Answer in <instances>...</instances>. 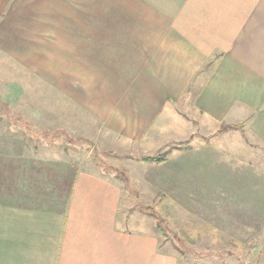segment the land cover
Returning a JSON list of instances; mask_svg holds the SVG:
<instances>
[{"label": "crops", "instance_id": "obj_1", "mask_svg": "<svg viewBox=\"0 0 264 264\" xmlns=\"http://www.w3.org/2000/svg\"><path fill=\"white\" fill-rule=\"evenodd\" d=\"M90 1L107 9L97 11L88 26L76 24L61 34L63 52L86 45L97 50V37L109 36L101 43L104 51L114 49L112 57L104 52L111 75L127 72L143 93L139 100H150L135 112L148 113L156 105L152 115L186 138L192 134L186 168L174 150L169 163L193 174L202 196H234V204L223 207L225 218L258 228L264 219V168L258 167L264 155V0ZM62 2L70 1L0 0V47L12 52L16 37L43 26L52 6ZM136 34L142 40L152 36V50L132 39L139 45L127 55ZM187 100L192 111L184 106ZM12 115L0 109V264H176L155 237L117 217L120 189L114 180L77 166L66 170L64 160L50 164L36 157V143L19 134ZM139 123L145 134L149 124ZM179 131L167 141L185 139ZM195 147H202L201 156ZM238 152L249 165L244 171L226 166L236 163L228 154Z\"/></svg>", "mask_w": 264, "mask_h": 264}, {"label": "rangeland", "instance_id": "obj_2", "mask_svg": "<svg viewBox=\"0 0 264 264\" xmlns=\"http://www.w3.org/2000/svg\"><path fill=\"white\" fill-rule=\"evenodd\" d=\"M69 1L52 6L55 9L43 26L17 36L12 52L0 47V109L14 113L10 122L18 125L25 139L36 143L34 155L50 164L64 160L66 170L77 166L114 180L120 189L117 217H125V226L131 230L155 237L159 250L173 256L176 264H264V219H259L258 228H241L234 217L225 218L229 212L223 207L227 203L231 207L234 196H202L192 183L193 174L190 177L191 173L169 163L175 153L186 168V142H192V134L186 138L184 132L159 120L160 115H152L156 105L148 113L135 112L137 104L150 100H139L143 93L137 91L135 78L125 76L127 72L116 78L111 75L104 52L112 57L114 49L104 51L101 43L109 36L97 37V50L86 45L63 52L66 41L61 34L76 24L88 26L97 11L107 9L106 4L90 0ZM74 13L73 18H58ZM100 25L105 29L103 21ZM132 39L152 50L153 37L142 40L136 34L126 48L127 55L136 54L139 45ZM184 106L193 110L188 100ZM116 108L122 113H115ZM139 119L145 126L153 119L145 134ZM177 131L185 139L167 141ZM195 148L201 156L202 147ZM163 153L167 160L162 163L144 159ZM241 154H228L236 163L226 166L244 171L249 165L242 162L245 156ZM258 158V167L264 168V155ZM215 166L212 162L211 172Z\"/></svg>", "mask_w": 264, "mask_h": 264}, {"label": "trees", "instance_id": "obj_3", "mask_svg": "<svg viewBox=\"0 0 264 264\" xmlns=\"http://www.w3.org/2000/svg\"><path fill=\"white\" fill-rule=\"evenodd\" d=\"M164 155H165V153H163L162 155H159L160 157L154 156V157H146L144 159L145 160L153 159V161H155L156 163H162V162H164L166 160V157Z\"/></svg>", "mask_w": 264, "mask_h": 264}]
</instances>
